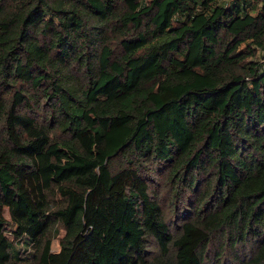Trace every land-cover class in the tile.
I'll use <instances>...</instances> for the list:
<instances>
[{"label":"trees","instance_id":"16d2710c","mask_svg":"<svg viewBox=\"0 0 264 264\" xmlns=\"http://www.w3.org/2000/svg\"><path fill=\"white\" fill-rule=\"evenodd\" d=\"M261 50L264 0H0V264H264Z\"/></svg>","mask_w":264,"mask_h":264},{"label":"rangeland","instance_id":"374dc122","mask_svg":"<svg viewBox=\"0 0 264 264\" xmlns=\"http://www.w3.org/2000/svg\"><path fill=\"white\" fill-rule=\"evenodd\" d=\"M259 61H264L263 58V51L261 50L260 53L258 54V56L255 58ZM159 190H160V202H161V206L163 211L166 213V215H168L169 217H171L172 213H171V207L168 205V192L166 189H164V187L162 185H159ZM4 216L6 217V219L12 221V217L10 214V210H9V205H7L3 211ZM53 249L57 250L58 249V243H57V239H55L53 241ZM219 243L217 241H213L210 248H209V253L212 256H215L218 252H219ZM255 246H252L251 244L249 245H245L243 246L242 250L240 251V257L241 258H248L249 256H251L255 251ZM228 253H224V264H238L237 262H235L234 260V256L230 253L229 255H227Z\"/></svg>","mask_w":264,"mask_h":264}]
</instances>
